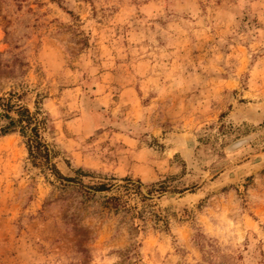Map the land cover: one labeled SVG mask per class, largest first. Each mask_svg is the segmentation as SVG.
I'll use <instances>...</instances> for the list:
<instances>
[{"label":"rangeland","instance_id":"obj_1","mask_svg":"<svg viewBox=\"0 0 264 264\" xmlns=\"http://www.w3.org/2000/svg\"><path fill=\"white\" fill-rule=\"evenodd\" d=\"M0 97V264H264V0H0Z\"/></svg>","mask_w":264,"mask_h":264},{"label":"trees","instance_id":"obj_2","mask_svg":"<svg viewBox=\"0 0 264 264\" xmlns=\"http://www.w3.org/2000/svg\"><path fill=\"white\" fill-rule=\"evenodd\" d=\"M44 119L45 118H41L38 107H36V111L31 112L27 107L12 102V99L9 97H0V137L13 132H18L25 140L28 156L31 159L32 164L39 165L40 162H43L42 164L46 165L54 176L66 181H72L70 178L62 177L56 166L51 163L54 153L49 148L48 144L43 141L41 136ZM124 182H126L125 185H120L118 188L127 189L129 186L140 188L142 186L139 181L135 184L130 179H124ZM162 184L160 185L162 186ZM153 187L154 185H151L150 188L147 189L148 195L152 194ZM94 189L96 191L108 190L105 184H100ZM163 189L165 188H161V191H163ZM106 201L108 205L107 207L115 212L123 210L128 212L131 210V208H127V206L124 205L119 196H110Z\"/></svg>","mask_w":264,"mask_h":264}]
</instances>
